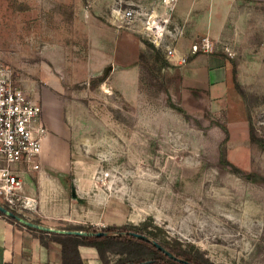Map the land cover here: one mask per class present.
<instances>
[{
    "label": "rangeland",
    "instance_id": "1",
    "mask_svg": "<svg viewBox=\"0 0 264 264\" xmlns=\"http://www.w3.org/2000/svg\"><path fill=\"white\" fill-rule=\"evenodd\" d=\"M195 1L189 26L209 28L192 44L213 43L199 52L209 56L204 70L186 79L164 46L141 38L167 89L146 79L129 101L97 81L113 64L103 66L92 39L128 31L122 12L139 9L138 0H84V12L77 0H0V56L57 137L42 166L52 181L45 195L37 178L30 208L1 205L56 230L135 227L202 264H264V0ZM175 14L171 30L187 35Z\"/></svg>",
    "mask_w": 264,
    "mask_h": 264
},
{
    "label": "built area",
    "instance_id": "2",
    "mask_svg": "<svg viewBox=\"0 0 264 264\" xmlns=\"http://www.w3.org/2000/svg\"><path fill=\"white\" fill-rule=\"evenodd\" d=\"M180 0H161V8L127 9L122 12L127 28L138 30L169 55L173 14ZM182 33V32H181ZM213 43L209 37L191 45V52H209ZM49 131L44 121L42 104L16 78L15 70L0 56V200L10 209L19 205L25 209L35 202L31 189L34 177L43 165V143Z\"/></svg>",
    "mask_w": 264,
    "mask_h": 264
},
{
    "label": "crops",
    "instance_id": "3",
    "mask_svg": "<svg viewBox=\"0 0 264 264\" xmlns=\"http://www.w3.org/2000/svg\"><path fill=\"white\" fill-rule=\"evenodd\" d=\"M160 1L138 0L136 5L145 7L147 10L155 9L158 11L161 8ZM79 11L84 12V0H80V3L77 0L76 12ZM195 11V0H180L175 15L186 21L187 35L185 32L181 34L172 32L178 41H174V44L168 41V43H172L170 46L174 49L173 54L169 56V60L174 65L180 66L182 73L188 80V75H193V73L199 72V70L202 71L201 67H205L206 62L209 61L207 54H193L191 52L192 34H196L198 30V33L205 35L209 28L206 21H204L200 28H196L194 25L192 27L189 26L188 20L193 21V17L189 18V14L195 13ZM174 20L176 19H173V23ZM127 29L128 31L115 29V32L112 30L107 32L99 30L94 35L92 41L94 40L96 43V48L104 51V54H101V59L102 61L104 60L103 66L113 64V68L106 81L111 88L120 92L126 100L131 101L136 99L140 92V65L138 61L140 52L144 47L141 39L144 36L136 29ZM120 42L126 44V49L120 48ZM44 121L45 123L48 121L45 114ZM55 126L51 123L52 128ZM55 139L57 137L51 135L49 132L44 140L43 164L44 161H52L53 156L51 154L53 152V144H56L54 143L56 142ZM37 178L39 179L40 196L42 197L46 193L45 186H48L52 181L45 174L43 167L39 174L34 177L35 181ZM32 231L25 226L17 225L16 222L11 221L7 217L0 216V264H62L61 244L51 241L47 247L42 244L39 237L35 236ZM79 250L84 264H104L95 247L82 245Z\"/></svg>",
    "mask_w": 264,
    "mask_h": 264
},
{
    "label": "trees",
    "instance_id": "4",
    "mask_svg": "<svg viewBox=\"0 0 264 264\" xmlns=\"http://www.w3.org/2000/svg\"><path fill=\"white\" fill-rule=\"evenodd\" d=\"M153 51L156 53L157 61H164L161 52L157 51L151 45ZM140 58L146 60V64L142 62L141 69L143 74L140 76V84L147 79V82L152 86H158L166 91L165 82L156 77L155 73L150 70L145 51L140 52ZM110 72L104 73L97 79L98 82L105 81ZM147 76V78H146ZM146 82V83H147ZM0 215H4L0 212ZM13 222L16 220L8 218ZM33 231H40L42 234L51 235V241L58 242L62 246V264H84L80 253V246L95 247L99 256L104 264H202L200 258L195 256L192 252L180 250L177 247L171 246L168 243L157 242L166 250L170 251L177 258L183 259L179 261L177 258H171L165 253L164 250L158 248L155 244L156 241L151 239L148 235L136 231L135 227L128 226H109L106 229L99 231L94 229L93 226L83 228L80 230L85 231V235L64 234L51 231L39 230L36 228L28 227ZM143 235L144 237H141ZM42 244L49 246L43 236H38ZM117 253L121 255L118 260L112 262L109 258V253ZM10 264V263H7Z\"/></svg>",
    "mask_w": 264,
    "mask_h": 264
},
{
    "label": "water",
    "instance_id": "5",
    "mask_svg": "<svg viewBox=\"0 0 264 264\" xmlns=\"http://www.w3.org/2000/svg\"><path fill=\"white\" fill-rule=\"evenodd\" d=\"M72 195L76 196L75 188H72ZM0 212H2L4 215H7L9 218H12V219H14L16 221L21 222L22 224H24L25 226H28V227H32V228H36V229H40V230H44V231L64 233V234H76V235H85L86 234V232L82 231V230H56V229H53V228H48L46 226H42V225L30 222V221L22 218L21 216L17 215L16 213L10 211L9 209H7L6 207H4L1 204H0ZM102 233L103 232H99V234H102ZM140 236L144 237L143 235H140ZM155 244L158 246V248H160L161 250H164L165 253L167 255H169L171 258H177L170 251L166 250L163 246H161L157 242ZM177 259H179V261H184L183 259H180V258H177Z\"/></svg>",
    "mask_w": 264,
    "mask_h": 264
},
{
    "label": "flooded vegetation",
    "instance_id": "6",
    "mask_svg": "<svg viewBox=\"0 0 264 264\" xmlns=\"http://www.w3.org/2000/svg\"><path fill=\"white\" fill-rule=\"evenodd\" d=\"M181 262V261H180Z\"/></svg>",
    "mask_w": 264,
    "mask_h": 264
}]
</instances>
